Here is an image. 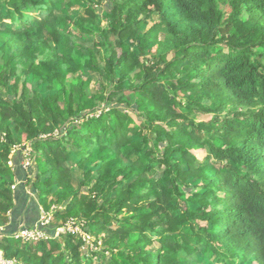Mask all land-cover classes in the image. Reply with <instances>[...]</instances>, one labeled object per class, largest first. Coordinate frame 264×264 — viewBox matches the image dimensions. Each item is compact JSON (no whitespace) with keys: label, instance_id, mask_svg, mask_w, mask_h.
<instances>
[{"label":"trees","instance_id":"16d2710c","mask_svg":"<svg viewBox=\"0 0 264 264\" xmlns=\"http://www.w3.org/2000/svg\"><path fill=\"white\" fill-rule=\"evenodd\" d=\"M99 1L0 0L5 256L264 264V0Z\"/></svg>","mask_w":264,"mask_h":264},{"label":"built area","instance_id":"2783aa9c","mask_svg":"<svg viewBox=\"0 0 264 264\" xmlns=\"http://www.w3.org/2000/svg\"><path fill=\"white\" fill-rule=\"evenodd\" d=\"M32 163V159L30 157V150H28L27 152V155L26 157L24 158L23 160V165L25 167H28L30 166ZM14 187V186H13ZM50 222V219L47 215L43 216L42 219H41V223L43 225L45 224H48ZM65 229H68V230H71V231H75V230H72L70 229V226L67 225L66 228H59L58 229V232L57 234H59L62 230L64 231ZM83 234V233H82ZM43 235H46L44 234V231L41 230L40 228L38 227H35V228H32V229H29V228H23L21 230H19L17 233H16V237H22L24 239H27V240H38L40 239ZM84 237L90 242L93 240V238L91 236H87V235H84ZM0 264H16V261L13 260V259H9L5 256L4 254V251L3 249L1 248L0 246Z\"/></svg>","mask_w":264,"mask_h":264},{"label":"rangeland","instance_id":"374dc122","mask_svg":"<svg viewBox=\"0 0 264 264\" xmlns=\"http://www.w3.org/2000/svg\"><path fill=\"white\" fill-rule=\"evenodd\" d=\"M92 3H93L94 7L97 9V11H98L99 13L101 12V9L105 7V6H104V3H101L99 0H84V6H87V5L92 4ZM105 4H106V3H105ZM6 22H8V21L6 20ZM100 22H102V20H101ZM16 27H18L17 24H16ZM204 118L207 119L208 116L206 115V116H204ZM28 145H29V144H28ZM28 150H29V147L26 149V155H27ZM203 155H205V153H204V152H201L200 156L202 157ZM9 164L13 165L12 162H9ZM43 216H45V213L42 215V217H43ZM50 218H51V217H49V219H50ZM69 226H70V229L75 230V231H76V230H79L80 233H83V232H81L80 227H78V225L76 226V225L74 224V222H71V223L69 224ZM62 231H63V230H62ZM83 234H84V233H83ZM99 243H100V242H99ZM94 246H95V245H94Z\"/></svg>","mask_w":264,"mask_h":264},{"label":"crops","instance_id":"0c3cea01","mask_svg":"<svg viewBox=\"0 0 264 264\" xmlns=\"http://www.w3.org/2000/svg\"><path fill=\"white\" fill-rule=\"evenodd\" d=\"M11 157H12V155H11ZM10 162H12V163L14 164V163H15V160L12 159ZM20 163H21V165L23 164V159L20 161ZM10 165H11V164H10ZM23 166H24V165H23ZM15 185H16V184H15ZM15 185H14V186H15ZM29 191H30V189H29ZM10 214H11V213H10ZM42 215H43V208L41 207V217H40V221H41V219H42ZM21 220H22L21 222H23V223L25 222V220L23 219V217H21ZM10 221H11V219H10ZM36 222H39V219H38ZM23 223H22V224H23ZM39 223H40V222H39ZM39 223H38V224H39ZM20 227H22V225H21ZM4 228H5L4 226H3V227H0V229H2V230H3Z\"/></svg>","mask_w":264,"mask_h":264}]
</instances>
